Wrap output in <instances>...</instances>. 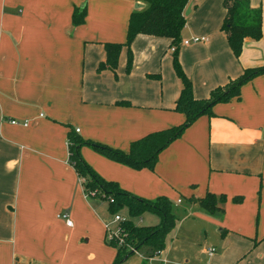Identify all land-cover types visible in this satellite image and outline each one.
<instances>
[{
	"label": "crops",
	"instance_id": "obj_1",
	"mask_svg": "<svg viewBox=\"0 0 264 264\" xmlns=\"http://www.w3.org/2000/svg\"><path fill=\"white\" fill-rule=\"evenodd\" d=\"M248 2L260 9L261 36L245 38L236 57L220 30L222 0L188 1L180 40L206 37L176 48L193 97L264 65V0ZM142 6L143 0H0V264H112L107 209L78 183L67 161L68 135L126 152L131 141L183 121L173 109L180 82L169 38L136 34L128 69L125 46L114 74L96 69L102 44L124 43L128 16ZM74 8L84 10L81 24L71 22ZM79 153L99 176L146 199L222 195L218 215L185 203L192 216L221 227L210 254L208 246L199 248L200 264H264V72L242 83L237 98L195 118L151 169L111 160L88 143ZM183 211L177 208L167 239L187 217ZM138 221L159 218L145 212Z\"/></svg>",
	"mask_w": 264,
	"mask_h": 264
},
{
	"label": "trees",
	"instance_id": "obj_2",
	"mask_svg": "<svg viewBox=\"0 0 264 264\" xmlns=\"http://www.w3.org/2000/svg\"><path fill=\"white\" fill-rule=\"evenodd\" d=\"M188 1L143 0V6L134 9L128 16L124 43H103L104 59L98 63L96 68L97 71L109 70L114 74L119 51L122 46H125L127 49L125 68L128 69L131 62L129 44L136 34L169 38L170 47L175 46L172 51V68L180 82V91L175 99L173 109L184 115L183 121L178 125L149 132L131 141L126 152L101 143L83 140L78 136L68 135L67 161L77 177L83 178L81 187L84 193L106 200V209L111 215L119 213L122 209H125L128 215L125 216V221L118 224L121 231L125 233L123 243L117 245L114 241L105 239L107 244L115 248L112 264H119L123 257L133 252L132 249L136 250L141 246H146L149 249V254L157 249L162 250L179 214L172 201L164 195L146 199L122 189L115 181L99 176L81 158L79 147L83 143H88L111 160L134 169L143 167L151 169L158 153L177 138L195 118L202 114H211V106L217 102H225L233 97L237 98L242 83L254 75L264 72V65L245 68L237 77L212 88L207 97H193L190 80L181 69L176 56V48L180 41L179 34L184 26L183 11ZM222 6L225 9V14L220 30L225 35L231 52L237 57L245 38L258 39L261 36L260 9L250 7L248 0H222ZM83 18L84 10L74 8L71 13L72 24H81ZM73 132L75 133L74 130ZM186 198L188 201L194 200L197 206L207 214L212 215L222 211L221 203L224 199L222 195L205 192L199 198H194L192 195ZM145 212L157 215L158 223L139 225L132 221L133 217H140Z\"/></svg>",
	"mask_w": 264,
	"mask_h": 264
},
{
	"label": "rangeland",
	"instance_id": "obj_3",
	"mask_svg": "<svg viewBox=\"0 0 264 264\" xmlns=\"http://www.w3.org/2000/svg\"><path fill=\"white\" fill-rule=\"evenodd\" d=\"M95 198L98 199L104 209V206L106 207V200L98 196H95ZM178 198L181 200L180 203L175 201H172V203L176 210L180 207L184 208L183 214H187V217L178 223L175 233H172V239H167L166 249H164L166 250V254L163 256L165 260L164 264H200L201 258L199 248L207 246L212 248V246L216 244L214 237H217V230L221 227L220 225L214 227L207 224L205 218L192 216V211H190L189 207L185 204L188 203L187 198H184L182 195H178ZM195 205L197 206L196 202ZM197 209L205 213L198 206ZM119 214L125 215L126 217L128 216L125 209L121 210ZM205 214L210 215L207 213ZM140 217H142V215H140ZM107 218H109L108 221H111L112 215L107 213ZM138 219L139 217L136 216L132 218V221L134 223H139ZM112 225L113 224H110L109 227L111 228ZM148 251L149 249L146 246H141L132 253L127 254L126 258L119 264H161L158 259L160 255L146 258Z\"/></svg>",
	"mask_w": 264,
	"mask_h": 264
},
{
	"label": "built area",
	"instance_id": "obj_4",
	"mask_svg": "<svg viewBox=\"0 0 264 264\" xmlns=\"http://www.w3.org/2000/svg\"><path fill=\"white\" fill-rule=\"evenodd\" d=\"M204 41L206 40V37H191L188 39H182L179 41V44H189V43H193V42H197V41ZM178 44V45H179ZM175 48V46H171L170 50L173 51ZM9 122L11 124H17L18 122L15 119H10ZM22 125H26V121H23L21 123ZM75 132L78 131V128L74 129ZM77 181L78 183L81 185V183L83 182V178L82 177H77ZM90 195V194H88ZM58 217H60L61 219L64 220L65 225L69 226L71 224L70 219L67 217L66 212H60L58 213ZM126 217L123 215H120L119 213H114L112 215L111 221H108L107 223L104 224L105 227V239H107L108 241H114L117 245L118 244H122L123 243V236H124V232L121 231L120 227H119V222L125 221ZM113 224L112 227L110 228L109 225ZM130 248V247H129ZM132 251H134V249H132ZM213 251V248H207V253L210 254ZM161 252L160 249H157L155 251H153L152 254L148 255L147 258H150L152 256H157L159 255ZM161 264H164V259H160Z\"/></svg>",
	"mask_w": 264,
	"mask_h": 264
},
{
	"label": "water",
	"instance_id": "obj_5",
	"mask_svg": "<svg viewBox=\"0 0 264 264\" xmlns=\"http://www.w3.org/2000/svg\"><path fill=\"white\" fill-rule=\"evenodd\" d=\"M138 6L140 7L141 4H138ZM189 12V7H186L183 11V15H186Z\"/></svg>",
	"mask_w": 264,
	"mask_h": 264
}]
</instances>
